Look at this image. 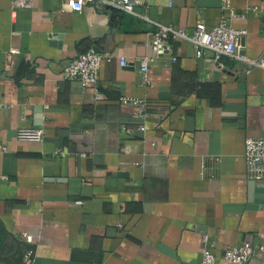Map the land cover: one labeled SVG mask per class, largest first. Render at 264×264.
<instances>
[{
  "label": "crops",
  "instance_id": "obj_1",
  "mask_svg": "<svg viewBox=\"0 0 264 264\" xmlns=\"http://www.w3.org/2000/svg\"><path fill=\"white\" fill-rule=\"evenodd\" d=\"M141 1L136 17L0 0V264H198L205 245L220 258L264 244V183L248 180L243 158L247 138H264V70L173 40L140 71L154 23L190 31L225 17L259 58L264 0ZM89 50L113 56L97 85L65 80ZM26 128L43 140L18 141Z\"/></svg>",
  "mask_w": 264,
  "mask_h": 264
},
{
  "label": "built area",
  "instance_id": "obj_2",
  "mask_svg": "<svg viewBox=\"0 0 264 264\" xmlns=\"http://www.w3.org/2000/svg\"><path fill=\"white\" fill-rule=\"evenodd\" d=\"M14 10H28L32 7L33 0H11ZM97 4L107 6L124 13L141 17L135 11V8L142 5L141 0H66V5L73 12H81L86 5ZM254 14H258L257 8L250 9ZM231 16L233 17V13ZM157 31L151 39V50L154 56H148L142 59L140 71L146 74L149 65H151L162 54L170 53V41L183 40L192 46L196 53V57L200 58L206 51L211 52L216 59L227 57L247 63L250 66L258 67L264 70V52L257 59L247 57L241 43L246 32L237 30L229 25L225 17H222L220 23L214 27L208 28L202 22L196 23L190 31L178 29L171 25H161L154 23ZM112 55L102 54L95 50H89L86 53L71 59L62 70V76L65 80H78L83 86H96L98 81V73L103 62H110ZM119 66L125 67L127 62L124 57H119ZM175 61V58H171ZM7 64H10L8 61ZM136 107L135 115L139 119H144L147 112V104L145 101H133ZM264 107V98L262 100ZM5 105H0L4 108ZM140 131L144 128L140 127ZM44 137L42 128H26L18 129L15 138L18 141L41 142ZM247 178L253 182L264 183V138H247L245 141V151L243 154ZM25 241L32 242L29 235L24 236ZM264 240V232L261 235ZM207 237H203L202 241L207 244ZM257 251L264 253V244L256 247L248 241H244L239 245L229 247L224 250L220 258L205 245L202 251V257L198 264H247L254 253ZM30 254L26 255L29 259Z\"/></svg>",
  "mask_w": 264,
  "mask_h": 264
},
{
  "label": "trees",
  "instance_id": "obj_3",
  "mask_svg": "<svg viewBox=\"0 0 264 264\" xmlns=\"http://www.w3.org/2000/svg\"><path fill=\"white\" fill-rule=\"evenodd\" d=\"M112 13H113V14H115V13H116V11L112 10Z\"/></svg>",
  "mask_w": 264,
  "mask_h": 264
}]
</instances>
